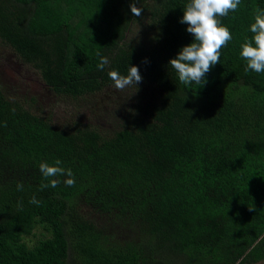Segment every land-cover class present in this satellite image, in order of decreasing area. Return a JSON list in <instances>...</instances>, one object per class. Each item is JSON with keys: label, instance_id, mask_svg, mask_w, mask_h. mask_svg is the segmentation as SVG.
Here are the masks:
<instances>
[{"label": "trees", "instance_id": "1", "mask_svg": "<svg viewBox=\"0 0 264 264\" xmlns=\"http://www.w3.org/2000/svg\"><path fill=\"white\" fill-rule=\"evenodd\" d=\"M188 2L0 0V39L53 92L117 90L108 72L127 75L132 66L142 77L123 90L131 105L111 134L55 127L0 91V264L264 259V73L245 72L240 57L264 0H242L222 18L232 40L220 63L206 83L185 85L169 61L194 39L180 23ZM133 26L140 43L126 38ZM101 56L109 61L103 71ZM56 159L75 185L64 175L41 190L49 181L39 165ZM80 203L97 215H80ZM117 228L140 240L118 244ZM37 229L42 237L28 245Z\"/></svg>", "mask_w": 264, "mask_h": 264}, {"label": "clouds", "instance_id": "2", "mask_svg": "<svg viewBox=\"0 0 264 264\" xmlns=\"http://www.w3.org/2000/svg\"><path fill=\"white\" fill-rule=\"evenodd\" d=\"M242 0H189L183 9V17L180 23L186 24V31L193 36V42L179 50L177 56L169 61L180 83L185 85L204 84L205 76L212 68L220 63L223 48L232 40L230 28L223 23L222 18L230 12H236ZM132 13L139 17L142 9L137 8L135 2L131 5ZM254 22L249 31L253 34L250 39L246 38L240 45V57L245 60V72L249 70L255 73H264V9H254ZM99 56V53H97ZM109 64L107 57H100L97 68L101 71ZM109 78L114 82L116 89L123 91L125 88L135 86L142 82L139 69L136 66L128 68L127 75H121L116 70L108 72ZM6 126V125H5ZM62 161L56 159L52 165L42 162L39 170L43 177L48 180L47 184H41V190L47 187H57L60 183L55 177L66 175L64 181L68 187L75 185V176L71 169L61 166ZM52 178V179H50ZM18 191H23L24 186L18 182ZM39 205L35 196L30 201ZM239 264V261L237 262Z\"/></svg>", "mask_w": 264, "mask_h": 264}, {"label": "rangeland", "instance_id": "3", "mask_svg": "<svg viewBox=\"0 0 264 264\" xmlns=\"http://www.w3.org/2000/svg\"><path fill=\"white\" fill-rule=\"evenodd\" d=\"M142 36L139 28L135 26L131 27L126 34L128 40L135 39L139 43ZM0 91L6 101L17 104L22 110L55 127L97 128L108 134L117 130V123L124 116L123 110L131 105V100H126L127 97L123 91L114 90V88L77 95L53 92L42 81L39 73L31 65L23 62L1 39ZM76 209L84 217L89 211L97 215L93 206L87 203L77 204ZM100 221L104 222L102 218ZM116 231L115 242L120 245L140 240L132 237L128 231L120 228ZM45 236L44 234L42 239ZM40 237H42V231L37 229L32 237L26 239L28 245H32Z\"/></svg>", "mask_w": 264, "mask_h": 264}, {"label": "crops", "instance_id": "4", "mask_svg": "<svg viewBox=\"0 0 264 264\" xmlns=\"http://www.w3.org/2000/svg\"><path fill=\"white\" fill-rule=\"evenodd\" d=\"M249 264H250V263H249ZM254 264H264V259L261 260V261H258V262H256V263H254Z\"/></svg>", "mask_w": 264, "mask_h": 264}]
</instances>
